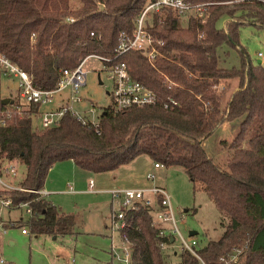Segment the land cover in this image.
<instances>
[{
    "label": "trees",
    "instance_id": "obj_1",
    "mask_svg": "<svg viewBox=\"0 0 264 264\" xmlns=\"http://www.w3.org/2000/svg\"><path fill=\"white\" fill-rule=\"evenodd\" d=\"M149 1L0 0V51L26 70L36 87L51 89L62 69L87 55L113 56L120 34H132ZM184 1L201 4V15L182 18L170 7L146 14L145 29L164 41L153 63L138 50L116 59L155 91V104L119 112L104 107L97 127L66 112L46 128L33 125L40 104H25L0 128V154L24 165L20 184L28 189L42 188L52 165L65 159L94 173L115 170L141 154L166 167L180 166L228 217L218 239L204 245L197 240L201 260L224 264L223 257L241 249L232 264H264V66L252 63L239 45L242 25L264 27V0ZM224 44L237 50L238 66L222 65L218 50ZM170 98L176 104L165 107ZM224 121H237L238 127L221 165L202 141ZM10 193L33 210L20 227L35 234L73 233V214L59 212L33 192ZM125 221L120 236L130 245V264H201L187 250L180 251L179 261L167 259L150 211L128 210Z\"/></svg>",
    "mask_w": 264,
    "mask_h": 264
},
{
    "label": "rangeland",
    "instance_id": "obj_2",
    "mask_svg": "<svg viewBox=\"0 0 264 264\" xmlns=\"http://www.w3.org/2000/svg\"><path fill=\"white\" fill-rule=\"evenodd\" d=\"M224 22L225 19L220 20L219 27H223ZM239 45L243 47L252 63L256 64L261 60L260 63L264 66V27L255 23L242 25L239 31ZM218 52L223 57V66L239 65V54L235 48L224 44ZM83 69L86 71V84L79 89L84 101L79 107L87 108L89 102H92L100 113L104 107H109L112 103L110 96L112 83L102 71V61L96 57H87ZM16 83L15 78L3 77L2 97L14 96ZM61 94H57L55 99ZM50 105V103L43 105L40 113L33 118V125L41 127L42 114L53 109ZM237 127V121H224L202 141L208 155L221 165L226 162L229 154L228 144ZM143 161L138 167V176L132 177L125 172V182L145 178L149 161ZM49 171L47 173H50L49 180L56 179L60 183V192L52 195L53 204L62 211L74 215L73 233L54 236L29 232L23 235L20 227L11 226L6 234L0 235V264H125L123 257L130 248L120 236L118 222L112 218L113 210L117 208L112 206V197L108 191L126 186H117L122 184L107 181L103 184L105 186H102L105 190H99L98 184L94 186L97 190L89 189V179L93 177V172L76 166L69 159L55 162ZM23 173L24 166L19 164L17 180ZM159 175L169 194L174 215L183 235L189 237L191 230L197 231L195 237L199 245H204L209 239H218L224 231L228 217L215 205L207 191L195 188L180 166L162 167ZM21 213L24 211L11 210L3 212V216L6 219L16 218ZM240 250L234 249L226 260H221L224 263L229 259L236 261ZM166 254L169 261L180 260L179 248L175 251L166 250ZM1 259L4 262H1Z\"/></svg>",
    "mask_w": 264,
    "mask_h": 264
},
{
    "label": "built area",
    "instance_id": "obj_3",
    "mask_svg": "<svg viewBox=\"0 0 264 264\" xmlns=\"http://www.w3.org/2000/svg\"><path fill=\"white\" fill-rule=\"evenodd\" d=\"M162 7L172 8L178 16L184 18L189 13L194 12L197 16L201 15L202 5L192 4L184 0H151L142 9L135 24V28L131 35L125 33L120 34V42L116 48V53L113 56H101L97 54H89L82 58L78 65L73 68H64L61 70V75L55 87L51 89H43L36 87L33 84L30 74L13 63L2 51H0V128L3 127L12 110L19 111L23 105L30 103H39L40 106L51 103L55 96L63 91H67L65 103L56 109L45 111L41 116V127H51L57 124L61 116L69 112L75 115L84 124L98 126L100 113L97 107L89 102V107L80 108L83 101L79 93V89L86 84V71L83 69V64L87 57H96L102 61V71L105 72L107 78L111 81L112 87L110 91L111 105L109 109L113 112L130 107H142L150 104H155L158 100L157 94L150 87L143 84L141 81L132 77L127 64L124 61L116 60L117 57L128 50H138L143 53L149 62H154L155 59L162 54L161 46L164 41L155 38L144 27V19L150 10H159ZM203 32L198 33V37H202ZM34 40V34L30 36ZM260 55V53H258ZM15 78L16 93L8 95L14 109H11L7 104H2L1 87L2 78ZM176 104L175 99L170 98L165 103V107ZM77 106V108L75 107ZM2 143L0 140V152ZM18 163L10 160L0 154V235L6 234L11 226L17 225V221H7L3 217L5 210H23L20 220L26 222L32 215L33 210L29 202H15L11 191L25 190L36 194V199H44L49 193L44 187L39 189H28L21 186L20 182L24 177V173L18 178ZM23 165V164H22ZM24 166V165H23ZM154 168L163 166L157 161H153ZM25 172V169H24ZM156 173L149 171L146 173V179L151 183L141 187H118L110 189L108 192L112 197V206L117 209L113 210L112 218L118 222L119 233L125 226V213L128 210L134 211L143 208L150 211L153 215V224L158 228V236L161 238L159 246L163 251L179 248V250H187L195 255L205 264L196 251L197 239L195 236L189 235L186 237L181 232L177 218L174 215L171 206L170 197L166 189L156 183ZM93 180H89V187H93ZM71 188V186H70ZM25 215V216H24ZM182 215V214H181ZM22 234H28L29 228L24 225L20 228ZM124 241V240H123ZM130 245L127 241H124ZM1 243V240H0ZM226 260V258H222ZM131 248L125 252L123 261L125 264H130ZM1 262H4L1 259ZM229 262V263H228ZM235 261L228 260L224 264H232Z\"/></svg>",
    "mask_w": 264,
    "mask_h": 264
},
{
    "label": "crops",
    "instance_id": "obj_4",
    "mask_svg": "<svg viewBox=\"0 0 264 264\" xmlns=\"http://www.w3.org/2000/svg\"><path fill=\"white\" fill-rule=\"evenodd\" d=\"M260 62H261V60H260ZM61 93L62 94L60 95L59 98H57V99L54 98L53 101L50 103L51 104L50 105L51 108L56 109L59 106H61L63 103H65L66 98H67V91H63ZM44 105H46V104H44ZM42 107H43V105L40 106L39 113H40V110L42 109ZM143 160H148L149 161L148 162V169H146L147 172L148 171H154L156 173V176H157L156 183L161 185V186H163V184L160 181V178H159L160 175L159 174H160V169L162 167H166V166L163 165V166H160L158 168H154L153 160H151L148 155L141 154V155H138L137 157H135L129 163L121 165L122 167L126 166L125 168H121V166H120L117 169L111 170V171L98 172V173H94L93 172V174H92L93 177H91L90 179L93 180L94 184H93V187H91V188L89 187V189H94V186L96 184H98L97 186H98L99 190H103V189L105 190V187H102V186H105L103 184H106L107 181H109L110 183L113 182L115 184H122V185H117V186H126V187H141V186L150 185L151 183L146 179V175H145V178L142 177L141 179L139 178L136 181H133V182H130V183H127V182L124 181V177H125V172L126 171H127L126 174L132 175V177H134L135 175H137V176L139 175L138 167H139V165L141 163L144 162ZM53 169L51 171H49V172L51 173L53 171ZM120 169H123V170H120ZM50 173L47 174L48 177H46V180H45V183H44V186H43L49 192L45 196L44 199L49 200V201H51L53 203V201H52L53 200V196L52 195L57 194L58 192H60L59 191V184L60 183H58V181L56 179L49 180L50 179ZM76 173H77V175H80L79 172H76ZM195 188H199V189L205 190L203 184L199 183V182L195 183ZM95 190H97V189H94V191ZM57 208H58L59 212L66 213L65 211H62L60 209V207L57 206ZM10 211L11 210H5L4 213L5 212H10ZM185 211H187V210H185ZM4 219L7 220V221H17V225H15V227H20L18 224H20V222H23V221L20 220V216H17L16 218L9 217L8 219H6V218H4ZM190 232H196L192 236H195V234H197V231H194V230H191ZM23 235H26V234H23Z\"/></svg>",
    "mask_w": 264,
    "mask_h": 264
},
{
    "label": "water",
    "instance_id": "obj_5",
    "mask_svg": "<svg viewBox=\"0 0 264 264\" xmlns=\"http://www.w3.org/2000/svg\"><path fill=\"white\" fill-rule=\"evenodd\" d=\"M258 63H260V60L258 61ZM12 99L10 97H5L2 99V104H7V103H11ZM194 233L196 232H189V235H194Z\"/></svg>",
    "mask_w": 264,
    "mask_h": 264
}]
</instances>
